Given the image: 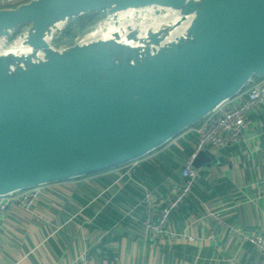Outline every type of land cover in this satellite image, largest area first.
<instances>
[{
    "label": "water",
    "instance_id": "water-1",
    "mask_svg": "<svg viewBox=\"0 0 264 264\" xmlns=\"http://www.w3.org/2000/svg\"><path fill=\"white\" fill-rule=\"evenodd\" d=\"M197 1L28 0L0 8V37L31 27L30 41L50 46L35 58L0 54V195L140 159L264 77V0ZM157 4L175 21L198 12L192 32L181 39L185 22L176 21L168 46L125 50L119 59L113 52L125 44L117 38L53 41L57 49L42 36L58 18L66 24L54 35L87 12ZM158 31H148L152 43L165 37ZM215 159L200 150L193 164Z\"/></svg>",
    "mask_w": 264,
    "mask_h": 264
},
{
    "label": "crops",
    "instance_id": "crops-1",
    "mask_svg": "<svg viewBox=\"0 0 264 264\" xmlns=\"http://www.w3.org/2000/svg\"><path fill=\"white\" fill-rule=\"evenodd\" d=\"M250 117L238 143L212 149L216 159L198 167L191 194L167 220L169 228L201 240L154 239L144 225V188L154 191L160 210L172 181L182 177L183 162L195 150L198 136L192 126L135 161L40 185L32 212L10 206L0 222V264H82L83 259L91 264H264L251 242L230 233L216 218L202 216L210 206L227 223L264 234V103ZM191 131L192 153H184L182 165L173 169L168 159L160 164L161 155L171 156L172 147H182ZM131 165L132 176L126 172ZM210 234L217 239H209Z\"/></svg>",
    "mask_w": 264,
    "mask_h": 264
},
{
    "label": "built area",
    "instance_id": "built-area-1",
    "mask_svg": "<svg viewBox=\"0 0 264 264\" xmlns=\"http://www.w3.org/2000/svg\"><path fill=\"white\" fill-rule=\"evenodd\" d=\"M28 0H0V8L16 6ZM264 103V79H254L235 97H232L206 117L194 125L193 129L198 136V141L193 153L183 162L182 177L172 181L166 197L165 205L158 210L154 191L145 186L144 202L146 204V216L144 225L154 239H170L172 241H199L202 238L187 231H178L167 226V220L173 209L179 207L191 194L195 179L198 176V167L193 164V159L200 150L220 151L228 146L238 143L251 123L250 111L257 105ZM134 165L127 168V173L132 176ZM261 194L264 195V178ZM41 196L40 185L20 189L11 193L0 195V222L10 206L16 205L23 210L32 212ZM203 217H214L222 225L227 226L228 231L237 234L244 242H251L254 248L264 257V234L253 233L232 223H227L221 213L207 207ZM209 239L216 240L215 234H210ZM82 264H91L83 259Z\"/></svg>",
    "mask_w": 264,
    "mask_h": 264
},
{
    "label": "rangeland",
    "instance_id": "rangeland-1",
    "mask_svg": "<svg viewBox=\"0 0 264 264\" xmlns=\"http://www.w3.org/2000/svg\"><path fill=\"white\" fill-rule=\"evenodd\" d=\"M163 8L159 7L157 4L150 6H142L137 9L133 8V10L132 8H130L124 11H120V13L124 12L123 14H120L119 12L117 13V12L101 11L100 17L97 20V22L95 21L94 22L95 24H92L88 30L86 31L84 30L85 32L79 31L72 38L71 37L64 38L62 42L71 41L72 39H73L72 41H74L76 38H78L76 42H84V41L94 42L97 41L98 39L112 40L115 37L118 39L119 42L121 41L124 44H131L127 42L130 40V42L133 43L132 45L138 48L140 47L142 48L143 46H141L142 45L141 43H144L149 38L147 35L149 33L148 32L149 30L155 31L156 29H159L158 32H162L166 37V36H170L176 30L175 28H172L174 22L179 21V23H184V22L186 23V20H184L182 14L177 15L179 20L175 21L173 20V18L170 17L171 16L170 13H172V10L164 6ZM118 15L119 16L124 15L123 16L124 18L121 16H120L121 18H118L119 17ZM64 24H66V22L61 23V26L59 28L63 27ZM30 28L31 27L28 28L21 27L19 30L16 29V31H14L13 33H9L6 36H1L0 54L4 52L12 51L16 42L19 41L21 38H23L24 35H26L29 32ZM179 32L180 31H177V35L182 33ZM58 33L59 32H57L56 35L53 34L51 38V44L55 48H57L55 43L60 35ZM125 39H127V41ZM137 40L139 41L140 44L138 43ZM19 65L23 66L24 64L22 62H19ZM10 67H11L10 68L11 71H13L15 68L13 64ZM152 152L148 153L147 155L153 154Z\"/></svg>",
    "mask_w": 264,
    "mask_h": 264
},
{
    "label": "bare ground",
    "instance_id": "bare-ground-1",
    "mask_svg": "<svg viewBox=\"0 0 264 264\" xmlns=\"http://www.w3.org/2000/svg\"><path fill=\"white\" fill-rule=\"evenodd\" d=\"M175 1V0H174ZM179 2H182L183 0H178ZM188 1H190V0H188ZM194 1H196V0H194ZM193 0H192V2H194ZM203 0H198L197 2H199V3H201ZM130 9V8H129ZM127 10V9H126ZM120 13V12H119ZM124 12H121L120 14H123ZM186 15V17L184 18V20H186V23L185 24H182L181 26H180V28H178V31H180V32H182L181 34H179V36H180V38L182 39H185L186 38V36H187V33H189V32H192L191 30H190V27H191V25L193 24V22H194V20H195V18L198 16V12H189V13H187V14H185ZM119 16V15H118ZM121 17H123L124 15H120ZM118 17V18H121V17ZM124 18V17H123ZM118 20V19H117ZM120 21V20H119ZM123 21V20H122ZM121 21V22H122ZM62 23V19H57L56 21H55V23H53V24H51L50 25V27L48 28V29H46L44 32H43V34H42V36H43V39L44 40H46L48 43L50 42V40H51V38H52V36H53V34H54V32H55V30L60 26V24ZM175 30V29H174ZM35 32H36V29H34V30H32L31 32H29L27 35H25L23 38H21L19 41H17L16 42V44L14 45V47H13V50L12 51H9V52H4V53H2V54H7V56H12V55H14V54H23V55H25V54H30V55H32L34 58H35V56H37L38 54H44L45 53V48H48V47H50V46H48V47H39V46H36V45H34L31 41H30V38L32 37V36H34L35 35ZM121 32V31H120ZM119 32V33H120ZM179 32V33H180ZM125 34V33H124ZM123 34V35H124ZM159 35V34H158ZM122 36V35H121ZM148 36H149V38H148V40H146L144 43H141L142 45L141 46H143L141 49H143V51H145L146 50V47H150V48H152V50H153V47H166V46H168V44L169 43H171L172 41H169V40H171L170 38H165V37H163V36H160V37H162L161 38V40H160V43L158 44V43H152L149 39H150V34L148 33ZM178 36V35H177ZM123 37V36H122ZM171 37V36H170ZM115 38V37H114ZM126 38V37H125ZM176 38H178V37H176ZM175 38V39H176ZM122 39V38H121ZM126 41H127V39H125ZM129 40V39H128ZM135 40V39H134ZM133 41V40H132ZM138 41V40H137ZM121 42V41H120ZM128 43H131V44H125V46H122V45H119V50L118 51H116V52H113V57L114 58H116V59H119L120 57H121V55H122V53L125 51V50H128L129 52H131L132 50H135L136 52H137V54L141 51V50H139L140 48H138V47H135L134 45H132L133 43L132 42H130V40L129 41H127ZM122 43V42H121ZM138 43H139V41H138ZM124 44V43H123ZM140 44V43H139ZM132 45V46H131ZM127 46H129V47H127ZM139 46V45H138ZM13 59V61L14 62H17V63H15V64H18V62H20V61H23V60H19L18 58H12ZM12 59L10 60V62L12 61Z\"/></svg>",
    "mask_w": 264,
    "mask_h": 264
},
{
    "label": "trees",
    "instance_id": "trees-1",
    "mask_svg": "<svg viewBox=\"0 0 264 264\" xmlns=\"http://www.w3.org/2000/svg\"><path fill=\"white\" fill-rule=\"evenodd\" d=\"M100 14H101V11L87 12L85 14L80 15L76 19L71 20L66 25V27H64L63 30L61 31L59 37L57 38L56 43H62V40L64 38H66V37H71L72 38L73 36L76 35L77 32L87 30L88 28L91 27L92 24H94L95 21L97 22V20L100 17ZM20 28L21 27H19L18 30ZM260 79H262V78L259 77V76H255L254 77V80L255 81H258ZM192 126L194 127V125H192ZM192 126H190L189 128H191ZM194 137H195V133L194 132H192V131L191 132H188L187 133V137H185L182 140L183 141L182 147H179V146L174 145L172 147V149H173L174 152L171 153V156L165 157L166 159L161 155V157L158 159V161L160 162V164H162V162H163L162 160H166L167 161V159H168V166L169 167H171L173 169H176L179 166H181L182 165L181 164L182 163V158L184 156V153L191 152V143L189 142V140L193 139ZM164 146H162V147H160L158 149H161ZM148 167H149V165H148ZM111 169H113V168L101 170V171L92 173L90 175L99 174V173H102V172H105V171H108V170H111Z\"/></svg>",
    "mask_w": 264,
    "mask_h": 264
}]
</instances>
